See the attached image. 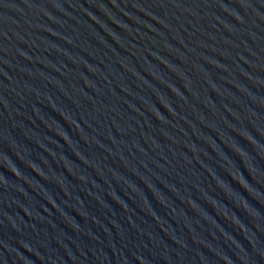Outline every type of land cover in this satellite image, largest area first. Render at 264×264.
Listing matches in <instances>:
<instances>
[{"label": "water", "instance_id": "1", "mask_svg": "<svg viewBox=\"0 0 264 264\" xmlns=\"http://www.w3.org/2000/svg\"><path fill=\"white\" fill-rule=\"evenodd\" d=\"M0 264H264V0H0Z\"/></svg>", "mask_w": 264, "mask_h": 264}]
</instances>
